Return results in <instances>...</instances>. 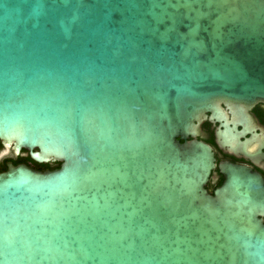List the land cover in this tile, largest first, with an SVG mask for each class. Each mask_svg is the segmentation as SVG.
Here are the masks:
<instances>
[{
	"label": "water",
	"instance_id": "1",
	"mask_svg": "<svg viewBox=\"0 0 264 264\" xmlns=\"http://www.w3.org/2000/svg\"><path fill=\"white\" fill-rule=\"evenodd\" d=\"M257 103L264 0H0V264H264Z\"/></svg>",
	"mask_w": 264,
	"mask_h": 264
},
{
	"label": "flooded vegetation",
	"instance_id": "2",
	"mask_svg": "<svg viewBox=\"0 0 264 264\" xmlns=\"http://www.w3.org/2000/svg\"><path fill=\"white\" fill-rule=\"evenodd\" d=\"M229 120H235L236 127L241 132L240 141L244 144L243 149L232 150L229 146L221 145V138L217 136L218 123L209 120L204 121L200 128L199 140L207 143L215 156V168L212 172L207 190L213 194L216 188L222 185L224 175L220 171V164L232 163L252 168L264 177V103H257L248 110L246 119L234 118L226 109ZM22 154V153H21ZM20 155H15L12 148H7L0 140V172L8 169L10 163L14 165L26 164L35 168L28 160H20ZM27 156V152L24 153Z\"/></svg>",
	"mask_w": 264,
	"mask_h": 264
},
{
	"label": "trees",
	"instance_id": "3",
	"mask_svg": "<svg viewBox=\"0 0 264 264\" xmlns=\"http://www.w3.org/2000/svg\"><path fill=\"white\" fill-rule=\"evenodd\" d=\"M24 153H25V151L22 152V154L20 156V160H28V161L32 162L37 170H41V171H45L46 169L54 170V169H57L60 167V163H56V162H51L48 164L36 163L30 158L29 155L25 156Z\"/></svg>",
	"mask_w": 264,
	"mask_h": 264
}]
</instances>
